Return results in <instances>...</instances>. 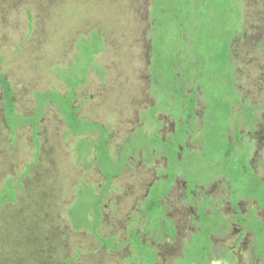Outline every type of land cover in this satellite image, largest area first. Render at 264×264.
I'll list each match as a JSON object with an SVG mask.
<instances>
[{"label":"rangeland","instance_id":"1","mask_svg":"<svg viewBox=\"0 0 264 264\" xmlns=\"http://www.w3.org/2000/svg\"><path fill=\"white\" fill-rule=\"evenodd\" d=\"M203 1L195 15L188 0L154 2L152 17L171 18L168 10L175 8L181 17L194 19L192 47L182 58L185 48L170 28L162 57L155 45L150 55L152 0H0V76L11 87L16 113L29 117L31 103L47 104L49 99L38 100L36 93L47 92L50 81L63 102L78 86L71 106L81 105L85 112L77 116L99 122L109 134L110 151L120 147L116 164L127 162L99 209L92 208L98 199L92 188L80 185L96 188L104 179L93 157L78 159L77 139L66 135L58 108L41 118L37 150L29 126L14 132L7 127L0 88V200L11 192L15 198L0 201V264H200L199 256L202 264H264V210L250 197L264 201V195L259 185L249 184L247 169L231 171L232 159L242 162L250 153V163L242 164L249 163L264 183V0ZM189 28L186 23L181 39ZM78 33L85 37L68 38ZM31 41L35 46L28 48ZM224 47L231 77L220 81L230 83L222 90L223 82H214L208 89L213 97L232 90L225 98L239 105L231 107L229 119L221 105L205 112L198 85L208 80L206 68L199 67L209 66ZM48 51L58 61L46 58ZM160 61L167 72L157 68ZM95 66L104 68L103 80L91 70ZM160 74L166 80L159 89L154 82ZM97 94L99 106L93 104ZM182 95H187L184 102ZM242 105L252 109L253 120ZM236 118L240 135L233 137ZM55 119L59 133L48 124ZM147 119L153 127H147ZM206 134L210 147H205ZM241 135L245 146L237 145L235 157L215 153L222 138L234 143ZM85 137L94 143L98 134ZM153 186L163 192L171 186L161 198L163 211L155 205L161 192L153 194ZM149 243L155 261L144 247Z\"/></svg>","mask_w":264,"mask_h":264},{"label":"trees","instance_id":"2","mask_svg":"<svg viewBox=\"0 0 264 264\" xmlns=\"http://www.w3.org/2000/svg\"><path fill=\"white\" fill-rule=\"evenodd\" d=\"M188 1L191 2L192 7L194 8L191 11V13L193 15H195L196 9L201 8V6L203 5V2H204L203 0H188ZM154 2H155V0H152L151 10H150V14H149L150 17H151L150 18V27H149V32L151 34V36H150V41H151V52H150V55H152V52L154 51L153 46L155 45L157 47L156 50L158 51V53L162 57L161 46L164 44L165 38L168 36L167 28H170V29H175L176 30V33H178V38H179V45H182L185 48V49L181 50L182 52L180 50L178 52V53L181 52L180 54H182V58H183L187 54L188 47L189 46L192 47V41L194 40L193 30L197 28L195 25L193 27V23H195L194 19L181 17L179 15L181 11L180 10H175V8H170V10H168V13L172 14L171 18H167V19L163 20V19H160V17H158V16L152 17L153 8H154ZM204 5H205V2H204ZM25 11H26L29 19L31 20L30 11L27 10V9H25ZM186 23L188 24V27L190 26L189 32H187V34H185L183 36V38L181 39V33L185 31ZM30 24H31V21H30ZM235 27H236V25H235ZM231 31L234 34L235 31L232 30V29H231ZM169 34L171 35L172 32H170ZM196 38H197V36H196ZM183 53H185V54H183ZM152 57H151V59H153ZM228 57H229V53L227 51V47H224V52H222L221 56H217L215 58H211L209 66L208 65H204V66L201 65L199 67V69L204 68V67L206 68V70L204 69V73L208 77V80L206 82H203V83L198 84V85H200V88L202 89L201 90V98L203 97V100L205 102V108H206L205 112H206V110L214 108V106L217 109H219V106L221 105V106H224L226 108L225 116L229 119L230 115H233L232 111H231V107L233 105H235V106L239 105L238 100H236L234 102H231V101H227V99L225 98L226 97L225 95L229 94V92H231L232 90L226 91L225 95L223 93L220 94V92H219L218 96L216 95V97H213V96H211V91H209V89H208L210 86L213 85L214 82H215L216 85H219V86H220V82H223V85L221 84V89L222 90H223V87L224 88L228 87V85L230 83V80L220 81V79H223V78H229L230 79V77H231V71L230 70L227 71V69H226V65H227V62H228ZM157 68H159V70L161 72H163V73L167 72L164 69L161 61L157 64ZM170 68L171 69L173 68L171 64H170ZM173 77L177 78L176 76H173ZM193 79H194V87H193L194 88V93L197 95V93L195 91V90L198 89L197 88V82H196L197 78L196 79L193 78ZM165 80L166 79L164 78V76L162 74H160V75H158V78L156 79V83L154 82V85L157 88H159V83L160 82L164 83ZM9 86H10L9 83L7 81H5L3 79V77L0 76V88H1V90L3 92V98H4V106H3L4 120H5V123H6L7 127L9 128V130L11 132H13L16 128H18L20 126H23V125H26V124H30L33 127V133L35 134L36 131H37L36 126H35V122L37 120L35 118H31V119L22 118V117L18 116L17 114H15L14 105L12 103V93H11V89H10ZM231 88H234V85H231ZM71 91H72V89H71ZM36 94H37L36 95V97H37L36 99H38V100L41 99L43 101V99L45 97L47 99H49V100L50 99H54V101L57 103V105L59 107V111H60L62 117L65 116L66 119H67V124H68L69 130L71 129L70 133H73V134L78 135V136H82L86 132L97 131V132H99L101 134V136H103V139L100 142H98L99 145L97 146V148L95 150V156L98 157L96 163L99 164L98 166L100 168L101 173L106 171L109 166L113 165V163H115V167H116L115 174L112 175V173H107L106 176H105L107 182H106V184H105V186L103 188L105 190H107L108 184L111 181L112 177L113 176H117L118 174H120L122 172V170H123V166L122 165L124 163H126V160L122 161V163L119 162V164H121V167H120V165L116 164L117 162L113 159V157H110L111 155L109 156V152L105 148V144L107 142V134L105 133V131L102 128H100L98 125L92 124V123H87V122H84V124H78L77 123V121L74 118L75 110L71 107L72 101H74V99H75V88H74V92H72L69 95L66 94L64 96V98H63V100H65L64 102L61 101L62 99L60 97H58L57 94L52 95V94H50L48 92L42 93V94H39V93H36ZM186 96L187 95H182L181 96V98H180V99H182L181 102H184V98ZM192 96H194V95H192ZM166 97H168V94H166ZM57 99H59L60 101H57ZM203 100H202V102H203ZM195 101H196V99L193 101V103H195ZM213 102H214V105L213 104L211 105V103H213ZM42 106H44V105H42ZM242 110H249L251 120L254 119V118H252V115H251V110H252L251 108H247L245 105H242ZM151 112H153V111H151ZM149 116H151V119H153V121H156L155 117L152 114L149 115ZM73 122H74V124H78V125H74ZM249 125L251 127L253 125V123H250ZM233 130H234L233 131V133H234L233 137L238 136L239 135V133H238V130H239L238 118H236V120L234 121ZM34 138H35V136H34ZM225 140H228V139L227 138L226 139L222 138V144L220 145V147L219 146H215V150H214L215 153L218 156H221V154H225V157H227L228 159L234 153L233 157H235V155L238 153L237 145H242V141H239V137L236 140L237 142L235 141L234 143H228ZM34 141H36V140L34 139ZM80 141H81V144H80V147H78V148L80 150V153L82 155H84V158H86L87 156L90 155L91 148L86 144L85 139H80ZM210 142H211L210 135L206 134V138H205L206 146L205 147H210ZM235 148H237V151H236ZM234 149H235V151H234ZM204 151H205V149H203V152ZM200 152H202L201 148H200ZM250 155H251L250 153L247 154L245 159L242 162H238V163H237V161H234L232 159L231 171H232V173H235L238 170L247 169V172L249 173V176H250V179H251V182L249 184L250 185H253V184L259 185V187H260L259 191H261L263 193V195H264V183H260L258 181V179H257L256 173L253 172L254 173L253 174L252 171H251L252 168L250 167V165H249L250 162L248 160ZM222 161H224V157H222ZM247 161L249 162L248 165L242 164V163L247 162ZM167 162H168V160H167ZM239 164H242V165H239ZM167 167H168V163H167ZM25 174H27V172H25ZM221 175L224 178V180L229 178V176L226 175V174H221ZM172 176L174 178V175H172ZM173 178L170 179V183H172ZM20 179H21V177L17 180V182H16L17 184L19 183ZM213 181L214 180L210 181L209 183H211ZM207 185H205V186H207ZM171 186H169L168 190H166L164 192L161 191V190H157L155 188V186H153L150 189V191L152 190L153 194L155 192H158V193L161 192V193L157 194V198L155 199L156 207H160L162 209V206L160 204L161 198L164 197V196H167ZM228 186L231 189L230 184H228ZM244 190H246V188H244ZM250 197L251 198L253 197L252 199L251 198L250 199L253 200L254 202H256L260 206V208H262L264 210V201L261 198H259L257 196H250ZM103 198H104V193L102 192L99 195V197L96 198V199H98L97 205L93 206L92 208H94V207L98 208L99 205L101 204V202L104 200ZM2 200L4 201L3 203H6V202L14 203L15 202L14 193L11 192L9 194V196L5 200L4 199H2ZM2 200H0V201H2ZM7 200H11V201H7ZM92 208H88V210L86 212H84V214L85 215L89 214ZM162 211H163V209H162ZM95 212H96V215L98 216L97 210ZM162 214H163V212H162ZM95 229H97V228H95ZM251 229H252V227H251ZM131 233H132L133 236H137L138 237V239H136V243L139 244L138 243L139 242L138 241L139 240V235H137L135 233V231H133ZM173 234H174V231H173ZM154 239H155V237H154ZM208 239H209V237L207 238V240ZM127 242H129L132 245V247H133V244L130 242V238H128ZM138 246L141 247L140 244ZM144 247H145L146 250H150L151 251V252L149 251V253L153 254V256H154L153 260L155 261V252L152 251L151 248H148L146 244L144 245Z\"/></svg>","mask_w":264,"mask_h":264},{"label":"crops","instance_id":"3","mask_svg":"<svg viewBox=\"0 0 264 264\" xmlns=\"http://www.w3.org/2000/svg\"><path fill=\"white\" fill-rule=\"evenodd\" d=\"M66 29H67V31L68 32H70L69 30H68V26L66 27ZM80 33H78L77 35H69L68 36V38H71L72 39V37H74V41H75V39H76V37L78 36L79 38H82V37H85L84 35H79ZM102 40V42H103V39H101ZM72 41V40H71ZM60 42H62V41H60ZM34 41H31L30 42V44L29 45H27V47L28 48H30L31 46H35L34 45ZM70 45L72 46V43H70L69 44V46L68 47H70ZM103 45H104V42H103ZM38 46H40L41 47V44L40 43H38ZM24 48V47H23ZM103 51V49L100 51V52H98L97 54H96V56L95 57H97L101 52ZM29 53H30V51H29ZM51 54H52V52H50V51H48V56L46 57V58H48L49 56L50 57H53V58H55L56 59V61H58V59H57V57L56 56H51ZM31 53L29 54V57L31 58ZM58 57L59 58H61V55H58ZM44 67H45V64H44ZM96 67V69H93V68H91V70H95L96 71V73L100 76V79L101 80H103V76H104V73H103V67L102 66H95ZM99 71L101 72V73H99ZM57 75H58V73H57ZM57 75H56V78H57ZM63 77V76H62ZM64 78V77H63ZM60 85H62V88L64 89V91H71V89H67L66 87H65V85H63L62 83H59ZM83 84H84V81H83ZM82 84V85H83ZM52 85H53V83H52V81H50L49 83H48V87L50 88V89H47V92L48 93H50V94H52V95H54L53 93H52ZM80 86V85H79ZM10 87V86H9ZM151 88H153V84H151ZM10 89H11V87H10ZM78 89V86H75V92H76V90ZM154 89V88H153ZM63 91V92H64ZM60 93H63V92H61V91H59ZM11 93H12V90H11ZM46 93V92H45ZM40 94H42V93H40ZM99 96H100V94H97V95H95V98H96V101L95 102H93V104L94 105H96L97 103H99L98 102V100H99ZM35 97V96H34ZM93 98V97H92ZM167 99H169L170 98V96L168 95V97H166ZM98 99V100H97ZM12 103H13V105H14V112H15V114H17L18 116L20 115V113H16V107H15V103H14V101H13V93H12ZM31 105H32V107H31V112H33V114L31 115V116H29V117H25V118H27V119H31V118H35L37 121L35 122V126H36V129H37V131H36V133L34 134L33 133V127H32V125H30V124H26V125H23V126H29L30 128H31V138H32V141L34 142V144L36 145V146H38L39 147V143H40V139H38V135H37V132H38V130H39V123L41 124L42 123V121H41V118L45 115V113L47 112V110H49V112L50 113H52V106H54V107H56V108H58V110H59V107H58V105H57V103L55 102V101H53V99H50V100H48V102H47V104H45L44 106H42V105H39L38 103H31ZM4 106V105H3ZM42 106V107H41ZM96 106H99V104L98 105H96ZM154 106V105H153ZM153 106H151L149 109H151ZM74 110H75V112H74V118H75V120L77 121V123L78 124H84V122H87V123H92V124H96V125H98L100 128H102L104 131H105V133L107 134V142H106V144H105V148H106V150L109 152V156L110 157H113V159L114 160H117L118 159V157H117V154H118V152H121V150H120V147H118L117 149H116V151L115 152H111L110 151V149H109V146H110V144H111V140H110V138H109V134H108V132L105 130V128L104 127H102V126H100L99 125V122H96V121H90V119L89 118H82L84 115H81L82 114V112H85V109H84V107L83 108H81V105L79 106V107H73V106H71ZM100 110H104V107L102 108V109H100ZM79 111L81 112V114L79 115V116H77V113H79ZM87 111H88V109L86 110V115L87 116H89L90 117V115L87 113ZM60 112V111H59ZM148 112V111H147ZM60 115H61V113H60ZM22 118H24V117H22ZM61 118H62V120H63V122H64V125H62L63 126V128L65 127V130H66V135L67 136H73L74 138H76L77 140H76V143H75V148H74V152H77L78 153V159H81V160H87V158L88 157H93L94 158V160L92 161L93 162V166L94 167H98V171L100 172V174L102 175L101 177L104 179V183H102V185H100V186H97L96 188L93 186V184H81L80 186L81 187H90V188H92V195L93 196H95L96 198H98L99 197V195L101 194V193H97V190H99V189H103L104 190V195H105V193H106V191L107 190H105L103 187L105 186V184H106V178H105V176H106V174L107 173H112V175L113 174H115V172H116V167H115V163H113V165H111V166H109L108 167V169L106 170V171H104L103 173H101V171H100V168H99V164L98 163H96V161H97V158L98 157H96L95 156V150H96V148H97V146L99 145L98 144V142H100L102 139H103V136H101V134L99 133V132H97V131H92V132H95V133H97L98 134V138L97 139H95V142L93 143V142H91L88 138H86L85 136L87 135V134H89V133H92V132H86V133H84L82 136H78V135H75V134H73V133H70V130H69V127H68V124H67V119H66V117L65 116H63L62 117V115H61ZM239 121V120H238ZM55 122H56V119L54 120V122L52 123L51 121H49V125L51 124V126H50V131L52 132V130H53V128L55 127L56 129H57V133H59V129L55 126ZM147 127L148 128H150V127H153L154 125H153V123H150L149 121H148V119H147ZM73 124H74V122H73ZM72 124V125H73ZM78 124H74V125H78ZM250 126V125H249ZM21 127V126H20ZM19 128V127H18ZM16 130V129H15ZM14 132V131H13ZM72 132V131H71ZM52 135V134H51ZM34 136H35V138H34ZM34 139L36 140V141H34ZM80 139H85V142H86V144L91 148V153H90V155L89 156H87L86 158H84V155H82L81 153H80V150H79V148L78 147H80V144H81V141H80ZM38 147H37V150H38ZM37 152H39V151H37ZM126 153H129V152H126ZM52 157V156H51ZM53 159H57V157H56V155L54 156L53 155V157H52ZM53 163V162H52ZM88 164V163H87ZM126 164H127V162L126 163H124L122 166H123V170L125 169V166H126ZM88 168H90L91 166H87ZM121 167V166H120ZM122 170V171H123ZM122 173V172H121ZM119 175H121V174H118L117 176H113L114 178L115 177H119ZM112 177V178H113ZM112 180V179H111ZM111 183V181L109 182V184ZM109 184H108V186H109ZM80 187V188H81ZM149 193H150V191H149ZM149 193H148V198H147V200H146V202H148V199H149ZM163 198V197H162ZM104 199V198H103ZM161 202V201H160ZM161 204V203H160ZM146 231V230H145ZM154 238V237H153ZM149 245H150V248L152 249V243H149ZM197 262H199L200 264H202V261H201V257L199 256L197 259ZM195 264H196V261H195Z\"/></svg>","mask_w":264,"mask_h":264},{"label":"clouds","instance_id":"4","mask_svg":"<svg viewBox=\"0 0 264 264\" xmlns=\"http://www.w3.org/2000/svg\"><path fill=\"white\" fill-rule=\"evenodd\" d=\"M57 94V93H56ZM240 135V134H239ZM241 137H243L242 135L239 137V138H241ZM228 141V140H227ZM253 149V146H251V150ZM209 240V239H208Z\"/></svg>","mask_w":264,"mask_h":264},{"label":"flooded vegetation","instance_id":"5","mask_svg":"<svg viewBox=\"0 0 264 264\" xmlns=\"http://www.w3.org/2000/svg\"><path fill=\"white\" fill-rule=\"evenodd\" d=\"M242 145H244V144H242ZM245 146V145H244Z\"/></svg>","mask_w":264,"mask_h":264}]
</instances>
